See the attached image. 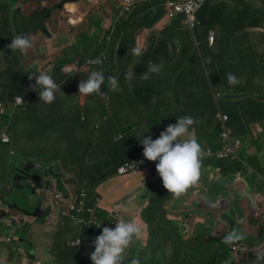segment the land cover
I'll list each match as a JSON object with an SVG mask.
<instances>
[{
  "label": "crops",
  "instance_id": "obj_1",
  "mask_svg": "<svg viewBox=\"0 0 264 264\" xmlns=\"http://www.w3.org/2000/svg\"><path fill=\"white\" fill-rule=\"evenodd\" d=\"M62 1L58 0L54 8L62 7L63 12L53 25L46 23L40 31L33 24L32 30H27L33 36V44L40 34L43 36V44L38 45L41 48L28 50L27 54L12 52L7 47L17 35L12 18L19 1L4 0L2 3L0 103L7 112L11 106L15 110L10 118L0 114V134L7 133L12 138V142L6 144L0 136V178L10 175L4 172L3 164L7 163V157L16 154L15 146L3 145L13 144L25 134L18 128L23 124L18 121V109L25 107L26 112L39 111L34 124L46 135L56 126V118L68 124L71 132L79 129L83 134L82 140L79 139L82 145H78V155L71 165L73 169L79 166L78 173L76 167L73 172H65L59 163L61 167L54 169L55 180H59L60 187H57L70 193L79 191L77 175H92L101 167L97 174L104 175L105 179L97 183L93 196L103 198L105 227L115 228L118 217L135 220L142 227V239L130 245L126 257L131 255L132 259L145 263L157 259L150 264H210L215 257H221L219 264H254L257 256L263 253L256 254L251 250L264 242V90H255L254 97H250L245 96L247 90L238 89L242 87L240 81L243 78L260 86L264 82V15L260 17L264 0H207L200 10L204 20L199 19L201 25L195 31L188 28L182 16L167 17L165 6L156 0H139L129 14L123 12L122 0H71L60 6ZM37 11L38 7L32 6L27 17L31 18L29 14ZM92 16H98L99 20ZM212 30L216 33L214 44L209 41ZM17 31L20 33V29ZM22 34H25L23 30ZM180 46L181 62L170 65L176 62ZM134 47L142 49L141 56L131 54ZM36 52L40 53L39 57H30ZM199 53L205 54V58ZM89 56H106L107 60L95 67L76 66L77 59L84 62ZM150 62H162L163 68L143 80L141 75L147 71ZM209 62L214 63L212 68ZM48 63L54 66L55 73L51 74ZM43 64L61 85V90L56 93L54 103L36 105L38 92L32 90L36 82L29 76ZM101 69L105 76L101 87L104 95H80L79 83L87 80L92 71ZM129 73L131 75L125 79ZM228 73L240 74L237 77L239 83L229 85ZM207 75L231 90L217 91L215 81L201 86L200 81ZM109 76L118 77L121 91L113 92L108 87ZM185 79L190 82L185 84ZM20 96L24 98V104L18 105L16 98ZM68 108L70 114L66 113ZM154 109L169 111L165 120H155L147 114L141 121L143 112ZM136 112V116L132 115ZM220 112L230 116L235 136L243 140L242 161L206 154L209 149L223 147ZM79 113L86 114L82 117L83 124L77 123ZM113 114L116 118L112 120ZM118 114L124 120H118ZM171 114L176 116L175 122L177 117L183 116H191L197 121L193 125V138L205 152L198 180L179 197L163 186L156 170L158 161L144 158L141 140L132 142L131 147L124 140L127 138L125 128L132 125L139 126L141 138L151 136L155 140L168 125L175 124L166 118ZM32 118L30 116V120ZM94 129H102L103 135L99 139L93 134ZM136 160H147L149 165L138 173H119V168L126 162ZM22 165L33 168L36 164L20 163ZM4 182L0 180V183ZM51 207L46 219L34 222L27 229L23 242L0 230V264H29L35 260L46 264L44 257L51 253L53 258L48 264L61 258V264H83V252L72 245L83 229L71 222L61 223L57 210ZM257 212L259 216H256ZM101 232L98 231L99 235ZM232 232L242 235L243 239L235 240L229 248L218 249L215 253L214 247L218 244L207 247L224 241V237ZM49 233H53L51 242L46 238ZM233 246L239 249L233 250ZM167 257L171 260H166ZM238 258H241L240 262Z\"/></svg>",
  "mask_w": 264,
  "mask_h": 264
},
{
  "label": "clouds",
  "instance_id": "obj_2",
  "mask_svg": "<svg viewBox=\"0 0 264 264\" xmlns=\"http://www.w3.org/2000/svg\"><path fill=\"white\" fill-rule=\"evenodd\" d=\"M7 47L12 52L19 51L27 54L28 50L33 47V36L31 33L15 36ZM131 54L139 57L142 55V49L134 47L131 49ZM162 68V62L160 64L150 62L147 71L141 75V79L148 80L150 73L158 74ZM129 75L131 73L126 75L125 79H128ZM87 76V80L81 81L78 85L79 94L85 96L94 94L102 97L104 93L101 87L105 83L102 69L94 70ZM29 79H35L36 83L32 88L38 92L40 101L47 104L55 102L56 93L61 90V85L57 84L52 76L40 71L39 75L31 74ZM227 81L232 86L239 83L238 78L232 73L227 74ZM108 87L113 92L121 91L117 76L108 77ZM196 123L197 121L191 116L177 117V123L168 125L155 140L151 136L140 138L144 158L153 162L158 161L156 170L162 179L163 186L177 197L191 184H194L200 175L201 161L205 152L200 143L193 138V125ZM99 227L101 225L97 228ZM142 235L143 229L135 220L118 217L115 221V228L103 227L101 234L93 241L94 251L90 254L92 264H124L130 245L135 240L142 239ZM240 239H243L242 235L232 232L224 237V243L231 244ZM77 243L80 244L81 240ZM257 262L264 264V254L257 256L254 264ZM131 264H139V260L133 259Z\"/></svg>",
  "mask_w": 264,
  "mask_h": 264
},
{
  "label": "rangeland",
  "instance_id": "obj_3",
  "mask_svg": "<svg viewBox=\"0 0 264 264\" xmlns=\"http://www.w3.org/2000/svg\"><path fill=\"white\" fill-rule=\"evenodd\" d=\"M10 2V0H7ZM19 1V6L16 10H14V15L12 18V22H13V27L15 28V31L17 32V35L15 36H20L23 35L22 34V30L24 31L25 34H27V30H32V25L34 24L36 27H38L41 30V28L43 27V25L47 24H52L53 25V21L56 18H59L60 15L62 14V7L58 8V9H54L56 8V4L58 3V0H37V2H33L32 0H29L28 3H26L25 0H18ZM50 1V2H49ZM69 2L71 0H68ZM68 2V3H69ZM2 3H4V0H0V9L3 7ZM31 4V5H30ZM32 6H37L38 10L37 12H32V14H29V17H27V13L31 12V7ZM22 9V10H21ZM21 10V11H20ZM29 10V11H28ZM13 14V13H12ZM52 14V15H51ZM2 15V14H0ZM51 15V16H50ZM168 17V16H167ZM93 19H96L97 21L99 20L98 16H92ZM20 29V33L17 31ZM22 29V30H21ZM14 30V29H13ZM39 35V38L36 39L35 43L33 44V47L30 48L29 50L34 51L38 45L43 41V36ZM43 44V43H41ZM41 47L39 46L37 50H39ZM36 50V51H37ZM182 50V47L180 46L177 50L178 52V56H176V62L175 63H171L170 65H179V63L181 62V58L179 59V54ZM203 50V49H202ZM31 52V51H29ZM203 52H205V50H203ZM199 55L203 56L205 58V54H201L199 53ZM40 53L36 52V54L31 55L30 57H39ZM19 58V57H18ZM77 60H81V59H77ZM178 60V61H177ZM82 64L79 65L78 67H85V61L83 62L81 60ZM51 63H48L49 66V70L51 71V74L55 73V69L54 66L50 65ZM76 64V61H75ZM210 65V67L212 68L214 63L213 62H209L208 63ZM25 66V65H24ZM43 71L46 72L48 75V70H47V66L46 64H43L39 69L35 70V74L39 75V72ZM215 81V79H213ZM208 82V81H207ZM216 82V81H215ZM240 83L242 84V87L239 88L238 90H247V94L245 96H250V97H254L253 92L255 90H264V82L262 84V86L260 85H256L252 80H247L246 78L241 79ZM217 91L218 90H231V88L229 86H223V82L222 83H217ZM15 85V84H14ZM33 90V88H32ZM181 90H179L180 92ZM43 103V101H40L39 95L37 97V99L35 100V104L39 105ZM25 107H22L21 109H18V111L20 112V116L18 121L23 122L22 126L18 127L20 130H22L25 134H22L21 137L17 138V141H13V144L10 145H3L5 147H12L15 146L16 148V154L9 156L6 158L7 163L3 164V168H4V172L5 173H9L10 175H7L5 177H1L0 180H5V182H7V180L11 177L13 179V169L14 167L16 169H18V166L20 165V163H34L37 166L38 165H46V163H51V168L56 169V166H60L59 163H61L62 168H64V171H69V172H73L75 167L76 170L79 168V166H75L74 169L71 168L72 162L75 160V157L78 155V145H82V142L79 144V139L82 140L81 138H83V134H80L79 129L73 130V132H71V129L69 128L70 126L68 124L63 123L61 120H59V118L57 119V124L54 128L51 129V131H49V135H46V132L41 131V128H39L37 130V125H35V121H34V117H38L39 116V111L34 112L32 109L30 110V112H26L24 111ZM85 109V108H83ZM15 108H13L11 106V109L8 110L7 115L5 117L10 118V116L13 114ZM67 114L71 113V109L68 108V110L66 111ZM169 113V111H161V110H157L154 109L153 111H149V112H143L142 119L147 115V114H151L153 116V118L155 120H165V115H167ZM136 113H132V115L136 116ZM83 113H79L77 114V123L78 124H83L84 121L82 120ZM30 116H32L33 118L30 120ZM3 117V116H2ZM106 116H104L105 118ZM114 118H116L115 114H113V116H111V119L113 120ZM118 120H124L121 115L118 114ZM126 122L128 121L127 118H125ZM131 120V119H130ZM101 125V124H100ZM58 127V128H57ZM96 135V137L99 139L101 135H103V131H99L94 129V133ZM3 135V134H2ZM40 135V136H39ZM1 136V134H0ZM41 137V138H38ZM116 138H118L119 136L116 135ZM2 139V136H1ZM100 144V143H98ZM4 155V154H1ZM83 155V154H81ZM46 160H43V159ZM53 161L52 162L50 161ZM46 162V163H44ZM61 167V166H60ZM59 181V180H57ZM55 180V178H53L52 183H47L48 185L51 186H56L58 185V182ZM58 187H60L58 185ZM57 187V188H58ZM16 195H18L17 200L20 204V206H24V202L21 200L20 196L23 190H16ZM44 197L47 199L48 204H50V199L47 198V193L44 194ZM66 199V198H65ZM60 222L63 224L68 223V221H66L65 219H60ZM73 223V222H71ZM56 226V228H58V225H54ZM0 227H2L1 223H0ZM62 229H64V227H62ZM40 232V231H39ZM38 232V233H39ZM31 233H33L31 231ZM20 237H23L25 234H19ZM13 236V235H12ZM18 240L19 237L15 236ZM47 241L51 242L52 238H53V233H49L47 236ZM175 239H173L172 241H174ZM18 242V241H17ZM177 242V240H176ZM19 243V242H18ZM171 245L174 242H169ZM263 241L260 243L262 244ZM215 244H218V246L214 247V253L218 250V249H225V248H229L231 246V244H226L224 243L223 240H219L216 243H211L208 244L207 247L210 248L212 245L214 246ZM13 246V245H12ZM38 247V246H37ZM81 251L82 248L77 246ZM27 248V246L25 247ZM39 250L42 251L43 248L39 245ZM171 248V246L169 247ZM223 251V250H222ZM223 254V253H222ZM51 258H53V254L51 253L49 256L44 257L46 264H48V260H51ZM133 256L128 255L124 261V264H127L129 261L133 260L132 259ZM165 258V256H164ZM214 258V257H213ZM223 258V257H222ZM157 260V259H155ZM148 261L147 263H145L144 261L139 259V264H150L151 262L155 261ZM166 260L170 261L171 258H166ZM62 258L55 261L54 264H61L62 263ZM221 261V257L220 258H214L213 260L210 261V264H219V262Z\"/></svg>",
  "mask_w": 264,
  "mask_h": 264
},
{
  "label": "built area",
  "instance_id": "obj_4",
  "mask_svg": "<svg viewBox=\"0 0 264 264\" xmlns=\"http://www.w3.org/2000/svg\"><path fill=\"white\" fill-rule=\"evenodd\" d=\"M158 4L164 5L166 8V15L170 19H174L177 16H182L186 25L192 31H195L201 25L198 14L202 7L206 4L207 0H156ZM139 0H122V7L124 13H131L136 7ZM215 31H210L209 41L211 44L215 43L216 39ZM107 60L106 56L94 58L92 56L87 57L85 65L88 67H95L104 64ZM99 61V63H97ZM81 60H76V66L81 65ZM16 103L18 105L24 104L23 97H17ZM0 114H7V109L0 103ZM218 118L220 119L219 126L221 129V140L223 147L218 150L209 149L206 154L212 157H217L218 159H230L239 160L241 158V149L243 146V140L235 136L234 129L230 125V116L219 113ZM2 141L6 144L12 142V138L9 134L4 133L2 135ZM149 163L147 160L132 161L125 163L119 168V173L121 175H128L132 173L140 172L144 167H147ZM47 197L50 199L51 205L54 207L58 215L68 222H73L79 225L83 229V233L79 238L72 242L73 246H79L82 248L83 252V264H92L90 260V254L94 251L93 241L99 235L98 231H102L105 227V218H103V198L100 196H93L92 189L84 188L74 193L68 191H61L59 188L49 187L47 189ZM66 198V199H65ZM260 213L257 212L256 216ZM78 221V223H77ZM104 222V223H103ZM99 225L101 227L97 228ZM9 241L12 238L8 239ZM81 240L78 244L77 241ZM239 249L233 246V250ZM243 250H246L244 248ZM253 253H263L264 254V242L252 248ZM241 258L237 261L240 262ZM1 262V259H0ZM29 264H43L41 260H35Z\"/></svg>",
  "mask_w": 264,
  "mask_h": 264
},
{
  "label": "water",
  "instance_id": "obj_5",
  "mask_svg": "<svg viewBox=\"0 0 264 264\" xmlns=\"http://www.w3.org/2000/svg\"><path fill=\"white\" fill-rule=\"evenodd\" d=\"M68 2L59 3L62 6ZM29 167L19 165L13 172V179L10 177L7 182L0 183V230L18 236L22 242L24 238L19 234H24L34 222L46 219L51 213L52 205L48 204L44 191L47 182L56 177L49 173L51 164ZM18 189L23 190L20 196L24 202L22 207L17 200Z\"/></svg>",
  "mask_w": 264,
  "mask_h": 264
},
{
  "label": "trees",
  "instance_id": "obj_6",
  "mask_svg": "<svg viewBox=\"0 0 264 264\" xmlns=\"http://www.w3.org/2000/svg\"><path fill=\"white\" fill-rule=\"evenodd\" d=\"M26 1V3H28L29 2V0H25ZM202 12H199V14H198V17H199V19L201 20L202 19V21L204 20L203 19V17L201 16L200 17V14H201ZM264 15V11H262L261 13H260V17H262ZM202 26H203V22H202ZM201 26V27H202ZM247 48H245V50H246ZM244 50V51H245ZM244 51H241L240 53H244ZM87 59V58H86ZM86 61V60H85ZM236 77H240V74H236ZM214 78L213 77H209L208 75H207V77H205L203 80H201L200 81V85L201 86H207V81L208 82H210V83H213L214 82V80H213ZM215 81H217L216 80V78H215ZM190 82V79H185V84H188ZM182 84H183V82H182ZM184 85V84H183ZM168 86H165V88H167ZM155 90H157V89H155ZM166 116V115H165ZM178 116V115H177ZM176 116L175 115H173V114H171L170 116H169V118L168 117H166L167 119H168V121H170V123L171 122H174V123H177V122H175V118ZM139 126H130L129 128H125V131H126V133H125V135L124 136H126L127 138H124V140H125V142H126V144H128L129 145V147H131V144H132V142H137V141H139V140H141L140 138H141V136L140 135H138V132H140L139 131V129L140 128H138ZM97 130V129H96ZM99 131H102V129H99ZM220 131H221V129H220ZM140 143H141V141H140ZM126 149H127V147H126ZM138 151H140V149L138 150ZM128 160V159H127ZM126 160V161H127ZM126 163H128V162H126ZM78 166V165H77ZM100 168L101 167H99L98 168V170H96L95 171V173L94 172H92V175H87V174H85V175H81V174H79V175H77L78 176V182H79V190H81V189H84V188H88V189H92V191L94 190V188H95V186H97V183L99 182V181H102V180H104L105 178V176L104 175H99V174H97V173H99V170H100ZM77 173H78V169H77ZM95 177L96 178H98L97 180L95 179ZM99 177H103V178H99ZM77 247V246H76ZM78 248V247H77Z\"/></svg>",
  "mask_w": 264,
  "mask_h": 264
},
{
  "label": "flooded vegetation",
  "instance_id": "obj_7",
  "mask_svg": "<svg viewBox=\"0 0 264 264\" xmlns=\"http://www.w3.org/2000/svg\"><path fill=\"white\" fill-rule=\"evenodd\" d=\"M37 165H35V167H36ZM39 168V167H38ZM49 173H51L54 177H55V172H54V169L53 168H50V171H49ZM52 182V181H51ZM51 182H47V183H51ZM49 187H51V185H48L47 184V188H49Z\"/></svg>",
  "mask_w": 264,
  "mask_h": 264
}]
</instances>
